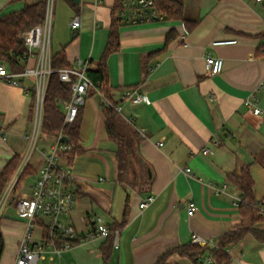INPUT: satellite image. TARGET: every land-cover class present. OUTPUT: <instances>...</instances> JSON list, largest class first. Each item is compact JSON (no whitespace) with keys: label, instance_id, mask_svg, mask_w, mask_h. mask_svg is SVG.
Returning a JSON list of instances; mask_svg holds the SVG:
<instances>
[{"label":"crops","instance_id":"obj_1","mask_svg":"<svg viewBox=\"0 0 264 264\" xmlns=\"http://www.w3.org/2000/svg\"><path fill=\"white\" fill-rule=\"evenodd\" d=\"M40 1L0 0V16ZM178 1L183 18L195 22L186 33V46L180 40L185 33L180 21L138 26L120 22L119 49L107 59L109 95L120 108L118 130L128 140L126 189L117 181V147L106 134L100 94L88 88L80 112L82 152L70 166L60 159L76 186L74 206L62 221L84 239L59 257L47 248L37 264H103L100 246L105 239L85 238L94 231L96 219L107 228L121 222L127 195V222L117 232V247L113 245L107 264H156L165 253L192 244V235L216 245L224 235L241 230L242 238L225 249L227 264H264V242L254 234L264 232V222L240 227L241 195L227 178L246 168L254 201L264 207V1ZM114 4L115 0H56L52 54L63 49L70 67L81 61L93 69L107 43ZM75 16L80 28L73 31ZM170 31L176 36L165 47ZM220 39L236 43L211 46ZM208 55L223 61L219 74L205 72ZM19 64L21 71L26 61ZM20 80V87L0 82V171L14 156L21 162L27 142L30 145L26 136L34 123V83L31 77ZM126 90L146 95L149 103L122 100ZM252 94L258 115L244 104ZM43 136L38 148L39 141L34 144L37 155L30 158L28 176L37 178L43 166L42 152L51 139ZM205 147L208 153L202 154ZM187 168L189 173L184 172ZM29 190L16 188L0 208V264H14L25 221L17 216L13 201ZM148 197L152 201L140 208ZM190 200L196 205L192 216L186 213ZM43 235L36 227L32 241ZM207 257L192 261L174 253L167 264H207Z\"/></svg>","mask_w":264,"mask_h":264},{"label":"built area","instance_id":"obj_2","mask_svg":"<svg viewBox=\"0 0 264 264\" xmlns=\"http://www.w3.org/2000/svg\"><path fill=\"white\" fill-rule=\"evenodd\" d=\"M95 1L99 3L101 0ZM255 1L261 3L264 0ZM51 7L52 0H46L43 21L22 32L19 36L26 48L24 59L26 64L22 70L18 72L11 71L6 63L0 61V82L20 87L21 78L31 77L33 79L34 123L31 135L29 137L26 136L32 145H34L37 134L40 132L42 103L48 80L52 73L56 72L59 81L68 84L70 87V99L68 101H58L64 113V124H71L75 121L79 108L83 107L85 103L88 88L96 90V87L86 75L88 62L79 61L75 67H67L57 71L51 68L52 53L49 47ZM118 16L120 22L128 26L146 25L165 20L164 16L156 10L153 0H121V9L118 12ZM70 27L73 31L80 28L78 16L73 18ZM186 33L185 30V33L180 37L184 46H186ZM235 43L234 39H220L212 41L211 46H225ZM29 60H33L34 64L29 65L27 63ZM204 65L205 72L210 76L219 74L223 69V61L220 58L209 55L205 57ZM261 87L264 88V83L261 84ZM121 99L131 105L149 103L146 95L139 94L136 90H126ZM102 103L112 107L117 113L120 112V108L116 105L105 100H102ZM244 104L252 110L254 115L260 113L254 94L250 95L244 101ZM50 138L48 150L42 152L43 166L39 170L35 182L30 186L29 193L17 197L13 201L17 216L25 221V231L19 242L14 264H37L47 248L59 257L62 251L70 247L67 242L78 238L73 226L62 221V218L70 213L75 203V183L70 172L60 165L61 154L70 151L71 146L64 141L61 134ZM201 153L207 154L208 149L206 147L203 148ZM27 162L28 157L24 158L17 167L5 191L0 208L12 188L16 186L18 177L25 166L28 165ZM184 172L189 173L190 169L187 168ZM151 201L152 198L148 197L141 202L139 207L144 208ZM257 208L262 219H264V207L257 206ZM195 211L196 205L190 200L187 203L186 213L188 216H192ZM38 226L43 233H46L48 241H44L43 237L38 242L32 241L33 232ZM108 234V228L101 223L100 219H96L94 231L88 234L85 240H91L95 237L105 239ZM117 237L118 234L115 232L113 241L115 247H117ZM56 241H61L63 244L57 247ZM191 243L204 247H216L210 241L196 235L191 236ZM205 262L213 264L212 257H207Z\"/></svg>","mask_w":264,"mask_h":264},{"label":"trees","instance_id":"obj_3","mask_svg":"<svg viewBox=\"0 0 264 264\" xmlns=\"http://www.w3.org/2000/svg\"><path fill=\"white\" fill-rule=\"evenodd\" d=\"M23 1V0H10ZM156 10L164 16L168 21H180L184 24L186 32L191 31L195 26V22L186 21L183 18L182 4L178 0H153ZM46 0L37 2L35 4H24L19 11L0 16V61L6 63L13 71L21 69L20 61L25 59L26 48L19 38L20 34L41 23L45 15ZM121 9V0H115V4L111 9V23L108 31L107 43L103 53L93 69H88L86 75L91 83L96 87L101 100L115 105L109 95L108 87V71L107 59L109 56L119 49L118 28L120 19L118 12ZM174 31H170L166 36L165 47L175 38ZM70 67L67 63L63 49L52 54L51 68L55 71ZM33 105H34V95ZM70 99V87L68 84L59 81L58 74L52 73L48 80L47 89L42 103L40 133L47 137H55L61 134L68 144L71 146L70 151L61 154V158L65 160L67 166H70L76 156H78L82 149L78 145V135L80 126V112L79 108L77 117L71 124H64V113L58 104L59 100L68 101ZM105 116V130L110 141L116 147L115 159L117 162V181L119 185L126 189L127 179L130 169L129 150L127 147L128 140L118 130L119 116L117 112L110 106L101 102L100 105ZM20 159L14 156L5 167L0 171V196L5 189L8 181L13 177ZM145 164V163H144ZM30 174V168L25 166L22 173L18 177L17 184L22 182ZM228 180L233 183L241 195V201L238 204V211L241 218L240 227H244L247 223L248 227H252L257 223L264 222L262 219L257 204L254 201L252 192V179L246 168L242 169L238 175L230 173L227 175ZM126 196L125 205L121 222L108 227L109 234L105 238V242L100 246V252L103 259V264H107L111 250L113 247L114 234L118 232L122 226L127 222L128 217V200ZM245 230L229 233L221 237L216 247L199 246L197 244H190L173 251H169L161 256L156 264H167L168 258L177 253L179 256L186 257L189 260L197 261L202 259L205 255L211 256L213 264H227L229 258L225 249L234 243H237L244 235ZM259 242H264V232H254ZM44 241L47 240L46 233L43 235ZM82 239L67 242L72 247L79 243ZM63 244L61 241H56V246ZM3 252V240L0 234V257Z\"/></svg>","mask_w":264,"mask_h":264},{"label":"rangeland","instance_id":"obj_4","mask_svg":"<svg viewBox=\"0 0 264 264\" xmlns=\"http://www.w3.org/2000/svg\"><path fill=\"white\" fill-rule=\"evenodd\" d=\"M55 6H56V0H52L51 15H50V25H49V42H50L49 47H50L51 53L54 50V43H55V30H56V28H55V21H56L55 15L57 14V9H56ZM55 10H56V12H55ZM43 138H44L43 134L39 132L37 134L36 141L34 143V144H36V142L39 141L38 145H36L37 148L41 145L40 139H43ZM32 154H33V156L37 155V151H36L35 145H32V144L29 145V143L27 142L26 153H25V155L22 156L21 161L24 158L28 157V162H27V164H28L29 161L30 162L32 161V160H30ZM35 180H36L35 175H31V176L26 177L24 180H22V182H20L18 186L16 184V186L12 188V190L10 191L8 196L6 197L3 205L8 201V199L11 197V195H13V193H14L16 188L21 187V185H22L23 189L27 191V190H29L30 186L35 182ZM10 181H11V179L8 181V184L5 187V190H3L2 195L0 196V205L3 202V197L5 196V191H6L7 187H8V185H9ZM3 205H2V207H3Z\"/></svg>","mask_w":264,"mask_h":264},{"label":"water","instance_id":"obj_5","mask_svg":"<svg viewBox=\"0 0 264 264\" xmlns=\"http://www.w3.org/2000/svg\"><path fill=\"white\" fill-rule=\"evenodd\" d=\"M73 1H76V0H73ZM64 141L67 142V140L65 138H64ZM147 176H148V178H150V171H149V169H147Z\"/></svg>","mask_w":264,"mask_h":264}]
</instances>
